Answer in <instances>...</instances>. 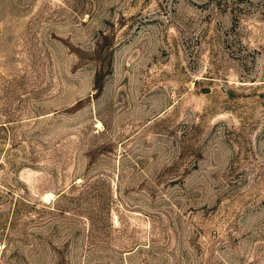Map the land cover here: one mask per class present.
I'll list each match as a JSON object with an SVG mask.
<instances>
[{"label": "rangeland", "instance_id": "obj_1", "mask_svg": "<svg viewBox=\"0 0 264 264\" xmlns=\"http://www.w3.org/2000/svg\"><path fill=\"white\" fill-rule=\"evenodd\" d=\"M0 264H264V0H0Z\"/></svg>", "mask_w": 264, "mask_h": 264}]
</instances>
